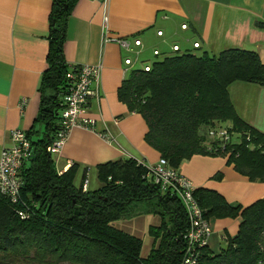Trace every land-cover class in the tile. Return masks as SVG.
<instances>
[{
    "label": "trees",
    "instance_id": "16d2710c",
    "mask_svg": "<svg viewBox=\"0 0 264 264\" xmlns=\"http://www.w3.org/2000/svg\"><path fill=\"white\" fill-rule=\"evenodd\" d=\"M75 1L52 0L35 121L43 130L26 132L33 151L20 169L18 201L0 193V264H179L188 226L185 209L177 195L149 181L145 164L134 158L99 164L100 186L83 190L82 182L76 184L80 165L58 173L47 150L60 128L61 96L72 81L67 73L78 67L70 68L63 54ZM236 80L264 86V61L255 51L176 52L154 60L148 71L132 69L117 95L145 119V141L170 167L195 154L219 155L249 180L264 182V133L236 113L228 93ZM218 128L226 129L228 139L209 136ZM86 172L85 167L83 179ZM194 196L207 219H240L237 233L218 251L201 247L196 264H264V198L241 207L211 189L195 188ZM138 204L159 217L148 227L153 241L145 257L142 239L114 226L140 213Z\"/></svg>",
    "mask_w": 264,
    "mask_h": 264
},
{
    "label": "crops",
    "instance_id": "0c3cea01",
    "mask_svg": "<svg viewBox=\"0 0 264 264\" xmlns=\"http://www.w3.org/2000/svg\"><path fill=\"white\" fill-rule=\"evenodd\" d=\"M51 8L52 0H0V153L10 146L12 129L43 130L35 121L47 67ZM105 36L127 39L132 51L105 41ZM134 39L141 45L134 46ZM174 45L179 49L174 51ZM228 48L255 51L264 61V0H76L67 19L63 54L70 68L100 66L91 85L94 94L85 105L94 129L75 127L69 132L61 150L52 153L58 173L76 163L81 167L76 176V184H80L86 167L88 188L95 189L101 184L96 170L99 164L134 158L151 166L160 157L145 141V119L118 98L119 86L134 69L124 64V58L136 59L139 68L151 64L146 60L153 56L163 58L173 52L217 56ZM228 93L238 116L264 133V86L236 80L229 84ZM176 170L196 189L214 190L233 205L246 207L264 198V182L249 180L226 157L195 154ZM217 173L219 179L213 177ZM91 175L98 181L93 186ZM137 206L141 212L126 218H136L135 225L128 226L126 221L116 227L140 237L143 246L144 234L150 225L159 223V217ZM239 222V217L210 219L209 248L218 251L227 236L237 233ZM152 241L151 237L147 252L141 248L142 257Z\"/></svg>",
    "mask_w": 264,
    "mask_h": 264
},
{
    "label": "built area",
    "instance_id": "2783aa9c",
    "mask_svg": "<svg viewBox=\"0 0 264 264\" xmlns=\"http://www.w3.org/2000/svg\"><path fill=\"white\" fill-rule=\"evenodd\" d=\"M105 2L107 0H98ZM181 27H185L182 25ZM161 35V31L157 32ZM105 41H114L122 49L132 51L131 43L125 38L105 36ZM134 46H140L139 39L133 40ZM198 46V43H194ZM174 51L178 46H172ZM158 54L157 50L153 51ZM126 66L134 69L136 59L126 57L123 60ZM151 64H143L139 68L148 71ZM100 71L99 65L83 64L67 73L71 78V85L61 96L62 110L60 113L61 124L55 138L51 141L47 150L50 153H57L64 145L69 132L75 127L94 129V120L85 115V105L89 97L94 94L91 87L97 79ZM25 101L21 102V105ZM10 146L3 148L0 153V193L7 196L11 202H17L21 186L20 169L32 156V142L26 131L15 128L10 131ZM209 136H215L224 140L228 139L226 129L218 128L209 130ZM147 177L152 184L157 185L161 191L175 194L181 200L185 209L188 226L183 233L184 247L179 264H196L201 247L208 244L212 233L210 220L204 216L202 208L198 205L194 196L195 187L191 180L176 169L170 167L163 157H159L155 164L147 166ZM82 189L86 190L88 184L87 176L82 181Z\"/></svg>",
    "mask_w": 264,
    "mask_h": 264
},
{
    "label": "rangeland",
    "instance_id": "374dc122",
    "mask_svg": "<svg viewBox=\"0 0 264 264\" xmlns=\"http://www.w3.org/2000/svg\"><path fill=\"white\" fill-rule=\"evenodd\" d=\"M173 53H176V52H173ZM198 53H200V51L197 52V54ZM160 58H161L160 56H153V57L149 58L146 61H147V63H151L152 64L154 60H158ZM233 141L234 142H238L239 141V138H237L236 134L233 135ZM91 177H92V175H91ZM97 182L98 181L95 178H93V177L91 178V186H93L94 184H97ZM87 186H88V184H87ZM138 205L139 206H144V204H138ZM126 221H128V226H131V225H135V223L137 222V219L136 218H132V219H127V220L126 219L118 220V221L115 222V226H119V224H123L124 225V223H127ZM143 222H144V220L141 221L142 225H143ZM150 241H151V237L147 233H145L144 234L143 246H142L143 253L147 252ZM222 246L223 245H221V247Z\"/></svg>",
    "mask_w": 264,
    "mask_h": 264
},
{
    "label": "bare ground",
    "instance_id": "6f19581e",
    "mask_svg": "<svg viewBox=\"0 0 264 264\" xmlns=\"http://www.w3.org/2000/svg\"><path fill=\"white\" fill-rule=\"evenodd\" d=\"M98 1V0H97ZM185 25V24H184ZM179 48V47H178Z\"/></svg>",
    "mask_w": 264,
    "mask_h": 264
}]
</instances>
